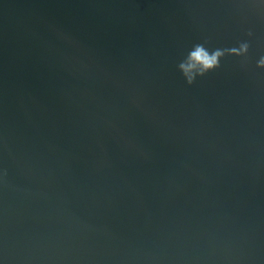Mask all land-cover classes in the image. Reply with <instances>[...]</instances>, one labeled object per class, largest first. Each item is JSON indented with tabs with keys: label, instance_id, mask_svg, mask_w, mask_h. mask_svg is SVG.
<instances>
[{
	"label": "water",
	"instance_id": "obj_1",
	"mask_svg": "<svg viewBox=\"0 0 264 264\" xmlns=\"http://www.w3.org/2000/svg\"><path fill=\"white\" fill-rule=\"evenodd\" d=\"M0 264H264V0H0Z\"/></svg>",
	"mask_w": 264,
	"mask_h": 264
}]
</instances>
